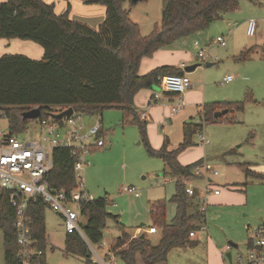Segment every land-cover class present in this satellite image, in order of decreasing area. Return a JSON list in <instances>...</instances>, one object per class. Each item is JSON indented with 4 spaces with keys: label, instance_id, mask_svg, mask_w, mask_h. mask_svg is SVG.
Segmentation results:
<instances>
[{
    "label": "trees",
    "instance_id": "obj_1",
    "mask_svg": "<svg viewBox=\"0 0 264 264\" xmlns=\"http://www.w3.org/2000/svg\"><path fill=\"white\" fill-rule=\"evenodd\" d=\"M126 1L133 5L140 0H92V3L105 7L104 19L93 28L70 19L69 7L56 14L54 4L45 0H0V38L28 40L43 49L39 60L22 54L0 56V116L7 121L9 136L22 133L26 124L33 121L23 119L22 113L35 107L40 109L41 117L51 109L63 107H72L74 112L89 115H102L104 109L118 108L124 116H133L148 153L160 158L167 171L178 179L170 197L176 206L175 215L167 221L166 202H151L150 217L152 226L159 230L158 243L153 245L148 238L139 236L129 240L116 216L106 212L107 197H98L79 204L81 229L88 243L97 245L102 240L106 220L112 219L121 235L115 238L110 249L120 264H165L169 249L184 245L189 232L205 222L197 201L186 194L181 182L194 178L192 169L198 162L183 166L177 160L178 154L191 145V136L202 130V123H196L192 118L183 122L182 141L175 150H168L166 136L159 149L151 148L146 121L134 110V96L141 89L160 85L162 76L181 75L183 71L166 65L139 75V62L159 49L170 47L178 39L207 28L224 14L234 12L240 0H165L160 11V24L145 36L130 20L129 11L122 7ZM246 55L247 51L241 52L239 57L245 58ZM237 108L242 109V105ZM220 110L222 106L217 102L204 104V122L216 121L218 118L213 115ZM74 161L68 149L55 148L52 167L46 175L48 185L70 193L76 186ZM238 168L245 177L264 179V174L252 172L248 164H238ZM45 210L42 202L29 209L32 236L43 252L41 264H44L49 243L44 224ZM13 219V209L6 193L0 192L4 264H18ZM65 251L83 255L85 264H95L90 259L87 244L76 233L67 234Z\"/></svg>",
    "mask_w": 264,
    "mask_h": 264
},
{
    "label": "rangeland",
    "instance_id": "obj_2",
    "mask_svg": "<svg viewBox=\"0 0 264 264\" xmlns=\"http://www.w3.org/2000/svg\"><path fill=\"white\" fill-rule=\"evenodd\" d=\"M68 1L61 0V3L66 5ZM164 4L165 0H140L133 5L126 1L122 7L129 11L130 20L138 25L140 34L145 36L154 26L160 24V11ZM245 16L257 20L264 18V0H257V3L253 0H240L235 12L227 14L222 21H215L205 28L209 30L212 24L219 26V30L213 29L207 34L206 41L198 44L199 49H203L205 54L212 56L216 61L206 60L212 65L205 67V63L196 59L199 49L193 48L191 53L196 61L190 65L200 66L194 70L196 73L194 71L185 73V75L194 73L192 76L195 78L198 76L199 81H202L201 72L205 70L207 103L217 102L222 106V110L229 109V112L216 121L205 123L202 106L188 108L185 106L167 122L158 123L154 119L147 122L150 125L146 129L148 143L155 150L162 146L164 136L169 141L168 150H175L182 141L181 126L184 121L192 118L194 122L202 123V130L191 136V145L178 154V162L188 165L204 160L218 172L216 176H212V188L217 186L216 188L222 192L227 189L236 193L242 191L247 195L248 201L247 205L241 206L210 203L207 206L205 223L194 230L196 237L188 238L184 245L170 248L165 264H245L247 257L245 245L250 237L246 225L256 226L253 222L256 212L264 210V187L245 178L238 168V164L246 160L264 163L261 162L264 159V37L262 40L258 39L261 29H258L253 37L245 34V25L242 24ZM235 22L238 27L229 30L227 23ZM221 34L225 37L224 48L210 43ZM240 45L241 48L235 50ZM244 45L253 49L245 58H240L239 52ZM225 76H231V81L224 82ZM151 89L163 99L152 104L156 108L155 113L163 115L167 99L162 92L161 84L153 85ZM239 105H242V109L237 108ZM134 110L137 115L140 114L137 107H134ZM80 115L85 125L91 126L95 123L96 115L84 113ZM102 117L100 136L104 140V146L93 149L86 157L88 164L84 170L85 190L92 198L107 197L106 212L116 216L119 224L124 227L123 231L129 235V240L137 238L136 232L139 230V234H143L155 245L159 241V230L156 228L155 234L145 232L147 227L152 226L150 203L164 200L166 220H172L176 206L170 201V197L175 191L176 183L164 182V178L171 179L173 175L167 171L160 158L148 153L133 116H124L118 108H107L102 111ZM0 131L8 132L4 117H0ZM39 132L40 128L35 119L28 122L22 133L16 136L24 141H33L38 138ZM199 134L204 135L208 140L207 144L199 143ZM123 187H134L139 196L121 192ZM208 199L211 201L221 198L211 195ZM71 207L75 209L76 206L72 204ZM141 223L144 226H140ZM44 224L49 239L44 264H85L83 255L65 251L67 233L58 214L46 209ZM120 235L121 230L118 226L112 219H107L102 240L99 244L92 245V248L105 260L108 247ZM82 241L84 242L83 239ZM228 242L237 247H228ZM216 249H221L223 257L214 256ZM226 252L231 253V262L224 257ZM237 256L242 257V262L234 261ZM93 257L91 253L90 259ZM105 262L110 264L107 260ZM0 264H4L1 230ZM115 264H120L118 259Z\"/></svg>",
    "mask_w": 264,
    "mask_h": 264
},
{
    "label": "built area",
    "instance_id": "obj_3",
    "mask_svg": "<svg viewBox=\"0 0 264 264\" xmlns=\"http://www.w3.org/2000/svg\"><path fill=\"white\" fill-rule=\"evenodd\" d=\"M237 25L236 22L227 23L230 28H236ZM258 29H261L260 33L264 35V18L247 20L245 34L248 37L255 36ZM210 43L225 46V37L217 36ZM196 56L201 63H207L206 60L216 61L212 56L205 54L203 49H199ZM231 79V76H226L223 81L229 82ZM160 84L162 92L175 94L176 102L171 104L170 114L178 113L184 107L183 93L191 86L188 77L185 73L181 75L167 74L161 77ZM153 96L155 99L159 97L158 94H153ZM67 108L51 109L46 116H39L36 119L40 128L36 140L24 141L16 135L9 136L0 131V192L6 193L8 203L13 209L18 264H41L43 252L37 247L36 240L32 236V218L29 213L30 206L37 202H42L46 209L61 217L67 234L76 233L85 241L90 254L92 253L94 256L91 259L93 263L106 264L105 260H107L110 264H115L117 260L115 252L110 249V246L108 253L104 256L105 260L100 258L92 248V244L88 243L81 229L79 204L92 199L84 185V170L88 164L86 157L93 149L104 146V140L100 136L102 118L97 114L95 123L87 126L81 121L80 113L74 112V110L68 118L54 119L51 117V115L58 114ZM140 118L145 120L146 115L141 114ZM198 137L200 144L208 143L203 134H199ZM55 148H66L75 158L73 170L76 186L70 193L52 188L47 183L46 175L52 167V152ZM217 173L203 160L193 166V179L181 181L185 186L186 194L197 201L199 211L204 215L205 220L208 196L220 193L218 188L211 187L210 178ZM171 177V179L164 178V182L173 181L176 183L178 181L176 177ZM121 192L133 194L135 197L139 196L134 187H123ZM72 204L76 206L75 209L71 207ZM246 229L250 232V237L245 264H264V224ZM145 232L154 234L156 228L149 226ZM193 235L194 232H189V236ZM234 261L240 263L242 257L237 256Z\"/></svg>",
    "mask_w": 264,
    "mask_h": 264
},
{
    "label": "crops",
    "instance_id": "obj_4",
    "mask_svg": "<svg viewBox=\"0 0 264 264\" xmlns=\"http://www.w3.org/2000/svg\"><path fill=\"white\" fill-rule=\"evenodd\" d=\"M45 1L48 3L51 2L54 4V11L56 14L63 13L65 10H67V7H69L68 17L70 19L77 20L80 22H84L93 28H96L97 25L104 19V16H105V7L101 4L92 3L91 2L92 0H69L67 3L68 5L67 4L63 5V3H61V0H45ZM56 2H58V5H56ZM253 2L257 3V0H254ZM71 3H73L74 6H72ZM227 14H229V13H227ZM227 14H224L220 19H218L216 21H219V20L222 21L223 17H225ZM247 19L248 18L246 16L243 17V19H242V24H244L245 26H246V20ZM237 27H238V25H237ZM227 28L229 29L230 27L227 26ZM213 29H214V31H217V30H219V26L217 24H215V25L212 24V26L209 30H206V29L201 30V31H198V32L190 35V36L182 37V38L178 39L177 41H175L170 47L164 48V49H159V50L155 51L151 56L141 58V60L139 62V67H138V74L144 75V74L148 73L149 71H151L157 67L166 66V65H171V66H175V67L183 69L182 67H185V66H188V65L194 63L196 60H195V56L192 55V53H191L192 49L199 47L198 46L199 42H205L207 34L209 32H212ZM230 29H232V28H230ZM221 35H223V34H221ZM258 35H259L258 39L262 40V38L264 37L263 34L260 33ZM225 46H219V47L224 48ZM244 46L245 47H243V49L240 50L239 55L241 52H246V51L250 53V51H252V49H253L252 47L246 48V45H244ZM239 48H241V45L236 47L235 50H238ZM3 54H22V55L27 56L28 58H31L34 60H39L43 56V49L38 44L31 42V41H28V40H20L18 38H8V39L7 38H0V56ZM196 59H197V56H196ZM198 71L200 72L201 70H198ZM194 73H196V71H194ZM194 73H192L191 75L186 74V76L188 77V79L190 81L191 86L183 93V96H182L183 101H184L183 109L185 108V106L187 108L188 107H195V106H199V105L203 107L204 104H207V102H208L207 101L208 98L205 95V88H206V83H207L206 72H205V70H202V72H201L202 73V81H199L198 76H196L197 78L192 76ZM201 73L199 74V77H200ZM153 94H156V93L154 91H152L151 88L141 89L134 96V100H133V106L137 107L140 110V114L146 115V119H145L146 129L148 127H150V125H148V123H147V122H149V120L154 119L155 122H158V123L169 121L171 119V116H173L169 112L170 106L173 102H176V96L164 92L163 94L167 99V105L164 106V114L163 115H160V114L157 115L154 111L156 108L154 106H152V104L157 103L158 101H162L163 99L159 96V94H158L159 97L155 99ZM213 103H215V102H213ZM168 115H169V117H168ZM101 118L103 120L102 115H101ZM181 130H182V126H181ZM153 147L157 148L158 146H153ZM96 149H100V148H96ZM96 149H94V150H96ZM261 162H264V159ZM242 163L248 164L249 169L252 172L258 173V174H264V163H254V162L252 163L249 160L243 161ZM242 163H239V164H242ZM180 164L185 166L187 163H184V164L180 163ZM245 178H247V179L249 178L252 183H258L262 187H264V179L255 178V177H245ZM210 180L212 182V177L210 178ZM197 182L200 183V181H197ZM225 185L228 186L230 184H225ZM215 187H217V186H215ZM233 190L236 191V189H233ZM239 191H241V190H239ZM213 196L214 197L219 196V198H221V199H217V200L213 199L211 201H210V199H208V206L210 205V203H214V204L227 203V204L236 205V206L247 205V203H248L247 195L243 194L242 191H241V193H236L234 191H229V189H227L223 192L220 191V193L218 195H212V197ZM254 219L255 220L253 222L255 223L256 226L264 224V210L263 211H261V210L257 211ZM250 222H252V221H250ZM204 223H201L200 227ZM247 227H249V225H246V228ZM137 232L140 233L138 230H137ZM137 232H136V234H138ZM139 235L140 234H138V236ZM194 237H196L195 232H194L193 236H189V238H194ZM245 246H246V249H248V242L246 243ZM215 252H216L214 254L215 257L221 258V255L223 257V253H222L221 249H216Z\"/></svg>",
    "mask_w": 264,
    "mask_h": 264
},
{
    "label": "water",
    "instance_id": "obj_5",
    "mask_svg": "<svg viewBox=\"0 0 264 264\" xmlns=\"http://www.w3.org/2000/svg\"><path fill=\"white\" fill-rule=\"evenodd\" d=\"M132 1H137V0H132ZM211 65V63H205V67H209ZM200 64H193V65H188L183 67L182 71L183 73H190L192 71H194L197 67H199ZM72 107H68L67 109L63 110L62 112L58 113V114H53L51 115V117H53L54 119H60L62 117H66L68 118L71 114H72ZM228 112L227 109L224 110H220V111H216L213 115L214 118H219L223 115H225ZM40 116V109L38 107L32 108L30 110H27L25 112L22 113V117L23 119H29V120H35ZM144 224H140V226H143ZM140 238H143L144 235L140 234L139 235ZM228 247H232V248H236L237 246L231 242H228ZM224 257L231 262V253L230 252H226L224 254Z\"/></svg>",
    "mask_w": 264,
    "mask_h": 264
}]
</instances>
